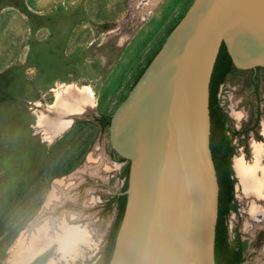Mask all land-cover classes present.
<instances>
[{"label":"rangeland","instance_id":"1","mask_svg":"<svg viewBox=\"0 0 264 264\" xmlns=\"http://www.w3.org/2000/svg\"><path fill=\"white\" fill-rule=\"evenodd\" d=\"M195 2L0 0V264L40 217L58 229L28 264H104L107 203L131 163L97 115L113 117ZM65 101L81 113L61 118ZM92 158L109 164L93 172ZM75 173L69 200L47 210L54 184ZM62 221L80 240L64 239ZM254 264H264V211Z\"/></svg>","mask_w":264,"mask_h":264},{"label":"water","instance_id":"2","mask_svg":"<svg viewBox=\"0 0 264 264\" xmlns=\"http://www.w3.org/2000/svg\"><path fill=\"white\" fill-rule=\"evenodd\" d=\"M223 43L236 66L218 94L235 147L237 208L227 218L228 234L231 245L241 238L244 264H254L264 210V115L257 118L260 99L264 109V0H196L113 115V145L131 167L110 264L119 255L132 178L142 165L138 154L118 146L114 123L166 59L177 64L145 120V235L126 264H217L220 184L211 148L210 82Z\"/></svg>","mask_w":264,"mask_h":264},{"label":"bare ground","instance_id":"3","mask_svg":"<svg viewBox=\"0 0 264 264\" xmlns=\"http://www.w3.org/2000/svg\"><path fill=\"white\" fill-rule=\"evenodd\" d=\"M176 64L174 59L169 61L166 59L164 64L151 70L124 110L118 114L114 123V139L118 146L124 152L138 154L142 159L141 167L136 169L132 178L131 210L115 264H126L145 235V120ZM59 95L63 96L64 94L60 93ZM71 104V101L61 103L60 107L63 111H59V115L64 116L61 118H70L75 113H81V108H72ZM62 124L64 123L61 122ZM91 160L89 168L96 173L102 171L109 164L100 158H92ZM78 176L75 173L54 184L56 193L50 197L47 210H53L59 202L63 203L69 200L72 185L80 178ZM63 216L70 217L67 214ZM59 223L61 231L65 233L64 239L73 234L71 240H80L79 233L69 231L70 233L67 234L63 229L64 221ZM46 228L50 229L47 231ZM55 229H58L56 219L51 220L48 217L47 220L43 221L40 217L26 234L18 238L16 246L22 244L21 250L16 254L14 253L13 258L7 264H28L44 247L49 245L51 241L48 240L50 236L55 234Z\"/></svg>","mask_w":264,"mask_h":264},{"label":"trees","instance_id":"4","mask_svg":"<svg viewBox=\"0 0 264 264\" xmlns=\"http://www.w3.org/2000/svg\"><path fill=\"white\" fill-rule=\"evenodd\" d=\"M236 66L227 50L225 43L222 44L210 82V111H211V148L215 161L217 175L220 184L219 196V218L216 235V262L217 264H244L243 247L241 238H238L236 245H231L228 234L227 218L236 207L235 177L232 166V156L235 147L232 144V137L228 134L226 123L229 115L224 111L219 102V90L228 76L232 74ZM112 115H103L100 119L102 129L110 126ZM240 132H234L235 135ZM128 166L124 174L127 176L122 191L114 195L107 203V210L116 208L115 219L107 236V243L104 250V264H110L114 253L117 236L124 218L127 194L125 191L129 186Z\"/></svg>","mask_w":264,"mask_h":264},{"label":"flooded vegetation","instance_id":"5","mask_svg":"<svg viewBox=\"0 0 264 264\" xmlns=\"http://www.w3.org/2000/svg\"><path fill=\"white\" fill-rule=\"evenodd\" d=\"M254 70H256L255 68H254ZM253 82L257 85V81H256V79H254L253 78ZM257 86L255 87V90H257ZM258 106H259V108H258V115H257V118H258V121H259V118H260V120L262 119V116L264 115V109H263V104H262V100L260 99L258 102ZM225 111V110H224ZM226 112V111H225ZM227 113V112H226ZM103 115H108V114H106V113H101V114H99V115H97V119H96V123H97V126L98 127H100L101 128V125H100V122L99 121H101L100 119L102 118V116ZM251 120V119H250ZM250 122H252V120L250 121ZM255 122H257V120H255ZM258 123V122H257ZM260 123V122H259ZM226 126L228 127V122L226 123ZM102 129V128H101ZM229 129V128H228ZM249 130V129H248ZM235 132V131H234ZM228 134H229V136H230V133H229V130H228ZM230 137H232V136H230ZM232 140H233V138H232ZM232 144H233V141H232Z\"/></svg>","mask_w":264,"mask_h":264}]
</instances>
